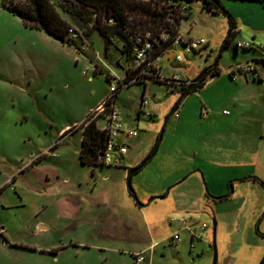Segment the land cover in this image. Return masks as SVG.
I'll return each instance as SVG.
<instances>
[{"label": "rangeland", "instance_id": "1", "mask_svg": "<svg viewBox=\"0 0 264 264\" xmlns=\"http://www.w3.org/2000/svg\"><path fill=\"white\" fill-rule=\"evenodd\" d=\"M52 1L72 22L74 44L25 27L4 7L11 0H0V264H134L133 253L143 251L149 264H213L214 242L217 264H262L264 185L227 175L248 153L264 151V74L254 80L238 69L254 60L264 67V2L222 0L237 26L224 47L228 17L185 0L190 17L181 33L206 42L191 53L183 42L170 46L158 60L161 81L118 93L125 127L138 135L127 141L123 166L93 173L80 161L82 132L63 129L110 93L108 74L123 79L134 62L119 38L106 51L97 30L73 21L63 0ZM237 40L258 49H237ZM217 60L220 74L181 100L183 87ZM174 75L177 82L166 80ZM144 93L149 103L141 108ZM163 129L158 151L132 177L131 194L124 172L151 153ZM163 181L171 183L167 197L149 203ZM231 183L233 193L216 199Z\"/></svg>", "mask_w": 264, "mask_h": 264}, {"label": "trees", "instance_id": "2", "mask_svg": "<svg viewBox=\"0 0 264 264\" xmlns=\"http://www.w3.org/2000/svg\"><path fill=\"white\" fill-rule=\"evenodd\" d=\"M168 1L169 0H63L61 8L70 14L73 21L81 23L85 26H90L94 30H97L104 40L106 51H108L110 47L109 44L112 42L113 38L117 37L123 43V52L127 55H131V39L130 35L126 33V30L129 27L132 28L133 32H143L144 30L159 32L163 29H169L173 32L174 36L180 34V25L182 20L190 17V12H188L189 6L185 3V0H171L172 2L185 4L187 8L186 13L175 16L174 22L172 23L168 19L170 12V5H168ZM202 1L205 8L214 13H223L228 17L230 23H232L231 32L229 33L224 45V47H228L234 38L236 29L234 16L225 7L222 0ZM261 1L264 2V0ZM11 2V4L4 2V6L10 12L18 15L27 27L43 30L48 35L64 43H75V39L69 37V33H71L70 30H74L72 22L61 14L58 5H56L52 0H11ZM110 20L113 22L110 23ZM91 34V30L86 32L88 37L91 36ZM172 39L173 38H171V40ZM170 42L171 41L165 42L160 47V51L168 49L170 47ZM98 71L99 67L96 66L95 72ZM209 74H211V77H215L220 74L218 60L214 65L203 71L197 77L198 79L196 78L193 81H190L185 87L182 86L183 94L181 100L190 92L203 87L208 80ZM133 76L134 71L131 69L126 70V76L122 81L119 80L122 86L121 90L124 88V84H126V86L132 84L129 82ZM106 78L110 83L114 79V77L110 74H108ZM137 82L144 83L146 88L147 83L145 81ZM177 108L178 106L174 108V112ZM79 128H83V137L79 151L81 162L83 164L93 166L105 165L100 160V154L106 147L109 139L108 131L100 129L97 125V121L92 119L90 115L77 129ZM72 130H74V127L67 129L63 135H66ZM57 145L58 144H55L52 148L57 147ZM134 167H130L129 172ZM130 192L135 194L134 189H130Z\"/></svg>", "mask_w": 264, "mask_h": 264}, {"label": "built area", "instance_id": "3", "mask_svg": "<svg viewBox=\"0 0 264 264\" xmlns=\"http://www.w3.org/2000/svg\"><path fill=\"white\" fill-rule=\"evenodd\" d=\"M138 1H149V0H138ZM168 5H170L169 12V21L174 22V18L177 15L186 13V5L179 4V2L168 1ZM132 17V16H131ZM113 21L110 20V23ZM70 32H73L71 29ZM126 33L130 35L131 39V55L133 58L134 64L130 68L134 71V76L130 80L129 83L137 82V81H150L152 79H160L162 80L161 67L158 64V60L162 57L164 52L160 51V47L168 41L170 42L169 46L181 44L182 42L185 44L187 52L191 53L197 50L201 44L205 43L206 40L204 37L199 39H186L181 33L177 36L173 35V32L169 29H163L159 32H155L153 30H144L143 32L132 31V28L129 27L126 30ZM79 34L76 33L75 37H78ZM171 38H173L171 40ZM236 47L239 48H257L256 44L252 41L246 40H237ZM177 59L181 61L183 58L181 55L177 56ZM261 61L264 65V56ZM257 61V62H258ZM238 69L240 73L252 74L254 78L262 79L264 74L263 69L259 68L256 61H249L245 64H239ZM230 75L232 78H238V74L236 73L235 68H231ZM166 79V78H165ZM121 81L123 79H120ZM170 83L177 82L179 80L178 76H173L171 79H166ZM110 87V93L107 97L101 102V104L90 112V116L92 119L97 121V125L102 130H107L109 139L107 141L106 147L103 149L100 154V160L107 165H119L121 164L123 157L128 153L129 144L127 143L128 139L133 138L138 135V130L136 128L127 129L122 120V109L117 103L118 93L121 91L120 81H112ZM126 84H124V87ZM149 103V99L144 93L142 96L141 108H145ZM227 113L229 111H226ZM105 121V125H100V120ZM122 137L124 139L123 142H118L117 138ZM207 227V224L204 223L201 228L204 230ZM175 241L180 239L179 234H175L173 236ZM147 258L144 252H136L134 253V264H144Z\"/></svg>", "mask_w": 264, "mask_h": 264}, {"label": "crops", "instance_id": "4", "mask_svg": "<svg viewBox=\"0 0 264 264\" xmlns=\"http://www.w3.org/2000/svg\"><path fill=\"white\" fill-rule=\"evenodd\" d=\"M5 7V6H4ZM6 8V7H5ZM7 9V8H6ZM185 20V18L182 20V23H183V21ZM182 23H181V25H180V28L182 27ZM24 24V23H23ZM25 27H27L26 25H25ZM27 28H30V27H27ZM30 29H34V28H30ZM34 30H39V31H43V30H40V29H34ZM241 29H239L238 31H240ZM237 32V26H236V29H235V33ZM180 33H181V29H180ZM48 35V34H47ZM181 35L184 37V35L181 33ZM49 37H51V38H54V37H52V36H50V35H48ZM257 37V35L256 34H253V38H256ZM185 38V37H184ZM54 39H56V38H54ZM56 40H58V39H56ZM60 41V40H59ZM62 42V41H61ZM63 44H68V43H64V42H62ZM256 44V43H255ZM69 45H71V44H69ZM255 49H258V48H255ZM260 56H264V54H262V55H260ZM253 79L255 80L256 78H254L253 77ZM260 80V79H259ZM263 80V79H262ZM262 80H260V81H262ZM107 93L106 94H102L97 100H96V102L95 103H93V104H91L90 105V107H89V109H88V115H87V117L89 116V114H90V112L92 111V110H94L95 108H97L100 104H101V102L107 97ZM117 103H118V97H117ZM119 105V104H118ZM229 113V112H228ZM86 117V118H87ZM85 118V119H86ZM85 119L83 120V121H75L73 124H70V125H68V126H66L63 130H67V129H69V128H71V127H74V130H72V131H69V132H74V131H77V130H80L81 132H82V137H83V128H79V129H77L78 127H79V125L80 124H82L84 121H85ZM123 120V119H122ZM123 123H124V125H125V122H124V120H123ZM64 131V132H65ZM81 142H82V139H81ZM81 148V147H80ZM79 151H80V149H79ZM79 151H78V153H79ZM128 152H129V150H128ZM128 154V153H127ZM126 154V155H127ZM249 154V156L250 157H248V159H246L245 161H240L239 163H237V164H234L233 165V167L235 168L234 169V171L231 173V174H229V175H227V177L230 179V178H236V179H240V178H245V179H242V180H236V179H234V180H236V181H246V180H248V181H254V182H261L263 185H264V151L262 150V152H257V153H248ZM126 155L123 157V160H122V162H121V164H119V165H114V166H117V167H121V166H123L124 165V159H125V157H126ZM79 157H80V155H79ZM81 161V160H80ZM82 163V162H81ZM83 164V163H82ZM83 165H88V166H90V167H92L93 168V173H95V170H96V168L97 167H100L101 165H98V166H93V165H89V164H83ZM106 165V164H105ZM136 165H138V164H136ZM135 165V166H136ZM103 166V165H102ZM108 166H112V165H108ZM130 168V167H129ZM129 168L127 167L126 168V170H125V172H124V176H125V174H126V172H128L129 173ZM249 176H254L253 178H248ZM169 184H171L170 182H168V181H163L162 183H161V187L160 186H158L156 189L155 188H152L151 189V194H163L164 193V191H165V188L169 185ZM216 192V191H215ZM219 192H225V191H219ZM131 194H133V193H131ZM216 194H221V193H217L216 192ZM157 195H155V196H157ZM144 252V251H143ZM145 254V253H144ZM146 256V255H145ZM146 258H147V256H146ZM133 261H134V253H133ZM144 264H149L148 263V261L146 260V262L144 263Z\"/></svg>", "mask_w": 264, "mask_h": 264}, {"label": "water", "instance_id": "5", "mask_svg": "<svg viewBox=\"0 0 264 264\" xmlns=\"http://www.w3.org/2000/svg\"><path fill=\"white\" fill-rule=\"evenodd\" d=\"M198 79V78H197ZM197 81V80H196ZM175 109H173L172 113L174 112ZM165 129V128H164ZM164 129L162 130L160 136H159V139H158V142L156 144V146L154 147V149L151 151V153L144 159V161L134 167L129 173H128V177H127V182H128V187L129 189H133L132 188V177L133 175L140 169H142L151 159L152 157L156 154V152L158 151V148H159V145L161 143V140L163 138V134H164ZM254 176H249L248 178H253ZM242 179H245V178H240V179H236V180H242ZM235 181V180H233ZM170 188L167 190V192L163 195H157V196H153L150 200H149V203L152 202L154 199L156 198H165L167 197L168 195V192H169ZM233 193V186H232V183H231V190L229 193H227L226 195H223V196H215L216 199H219V198H225V197H228L230 196L231 194ZM216 226H217V221L214 220V229L216 230ZM218 263V252H217V248H216V243L214 242V260H213V264H217ZM264 264V261L263 263Z\"/></svg>", "mask_w": 264, "mask_h": 264}]
</instances>
